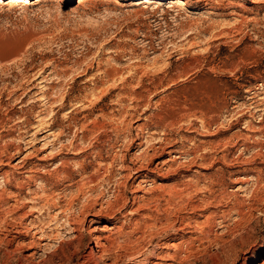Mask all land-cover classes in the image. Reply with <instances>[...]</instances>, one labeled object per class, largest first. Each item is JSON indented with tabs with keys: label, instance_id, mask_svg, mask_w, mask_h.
Returning a JSON list of instances; mask_svg holds the SVG:
<instances>
[{
	"label": "rangeland",
	"instance_id": "rangeland-1",
	"mask_svg": "<svg viewBox=\"0 0 264 264\" xmlns=\"http://www.w3.org/2000/svg\"><path fill=\"white\" fill-rule=\"evenodd\" d=\"M182 1L0 0V264H264V0Z\"/></svg>",
	"mask_w": 264,
	"mask_h": 264
},
{
	"label": "bare ground",
	"instance_id": "bare-ground-1",
	"mask_svg": "<svg viewBox=\"0 0 264 264\" xmlns=\"http://www.w3.org/2000/svg\"><path fill=\"white\" fill-rule=\"evenodd\" d=\"M175 2H177V4L182 5L184 2L182 0H175ZM182 7V6H181ZM171 151V150H170ZM24 162V161H23ZM140 185V184H139ZM140 187V186H139ZM144 198V197H143ZM140 199V198H139ZM142 199V198H141ZM140 201H144L143 199ZM149 204V203H148ZM103 209V208H102ZM97 213H100V210L96 213H93V215H97ZM92 215V214H91ZM87 216V215H86ZM68 226L71 227V229H73L74 231H76L78 228H81L82 226H80V224L78 225L79 227H77V222L74 218L71 217H67L66 219ZM84 221V220H83ZM89 222H95V220L91 217L88 218ZM79 222V221H78ZM83 223V222H82ZM85 228V227H84ZM121 228V227H119ZM83 229V228H82ZM81 229V230H82ZM122 229V228H121ZM80 230V233H81ZM98 229H95V227L93 226V228L88 230L89 233V238L87 240L88 242V255L90 258H96L102 255H106V253H108L111 248L115 245L116 243V237H114V239L112 238V230H113V226L111 227L110 225H104L103 228L99 229V231H97ZM116 230V229H115ZM120 230V229H119ZM79 231V230H78ZM123 231V230H122ZM78 233V232H77ZM76 233V234H77ZM103 233H111L109 235L107 234H103ZM120 233V232H119ZM83 235V234H82ZM121 236H123V233L121 234ZM125 236V235H124ZM84 237V236H83ZM72 239H75L78 243H81L83 240L82 236L80 234L78 235H74ZM86 242V244H87ZM113 249V248H112ZM111 252V251H110ZM113 252V250H112ZM111 252V253H112ZM113 254V253H112ZM102 259V258H101ZM115 259V258H114ZM111 264H119L117 262V260H113ZM156 264V263H155Z\"/></svg>",
	"mask_w": 264,
	"mask_h": 264
}]
</instances>
